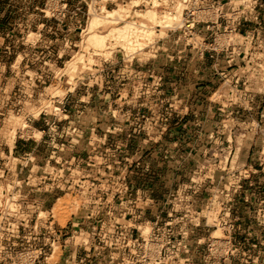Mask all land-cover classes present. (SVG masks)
<instances>
[{"label": "rangeland", "instance_id": "rangeland-1", "mask_svg": "<svg viewBox=\"0 0 264 264\" xmlns=\"http://www.w3.org/2000/svg\"><path fill=\"white\" fill-rule=\"evenodd\" d=\"M257 1L256 20L211 31L237 46L217 63L178 23L136 20L153 34L141 51L85 50L102 8L181 0H0V264H264Z\"/></svg>", "mask_w": 264, "mask_h": 264}, {"label": "built area", "instance_id": "built-area-1", "mask_svg": "<svg viewBox=\"0 0 264 264\" xmlns=\"http://www.w3.org/2000/svg\"><path fill=\"white\" fill-rule=\"evenodd\" d=\"M245 1H249L251 4L244 9V6L237 4L236 0H181V19L176 28L172 30V33L177 32L186 37L191 43L187 47L191 51H197L196 57L200 61L214 59L217 60V63H220L222 55L233 54L237 46L232 44L231 40H227L226 44L218 43L219 40L216 38L218 35L213 38L214 34L211 31L223 30L222 34L226 35L227 30H229L228 35H231L235 27L241 24L245 26L247 20H245L243 12L248 14V19L253 18L256 20L257 12L262 7L257 5V0H244L239 3H245ZM208 38L212 40V43L207 42ZM235 71H231L230 76L233 79H239V74ZM219 76L223 77L224 72H220ZM45 124L48 127L46 130L48 133L56 130V123L50 119H46ZM40 134L44 135L45 132L42 131Z\"/></svg>", "mask_w": 264, "mask_h": 264}, {"label": "bare ground", "instance_id": "bare-ground-1", "mask_svg": "<svg viewBox=\"0 0 264 264\" xmlns=\"http://www.w3.org/2000/svg\"><path fill=\"white\" fill-rule=\"evenodd\" d=\"M109 0H102L107 2ZM156 6V3H153ZM182 11V4H177L173 9V14H166L158 16L154 12H146L145 14H139L138 12H132L118 7L117 11L108 12L104 8L99 13L93 14V19L87 27L85 32L86 47L88 49H98L100 51L106 50V42L108 38H114L117 45L126 53L133 52L135 50H142L145 46L143 42L150 41L153 37L151 29L142 22H136V20H142L157 28L167 29L176 25L180 21ZM129 20V22H126ZM123 23V24H122ZM101 30V33H95V30ZM102 34H107L103 36ZM113 48L111 52H113ZM111 53H105V57H109ZM82 58H75L71 62H68L71 72L75 71L76 66L81 63ZM25 128V127H24ZM13 140L15 139L12 135ZM147 233V232H146ZM145 234V233H144ZM219 238H214L218 240Z\"/></svg>", "mask_w": 264, "mask_h": 264}]
</instances>
